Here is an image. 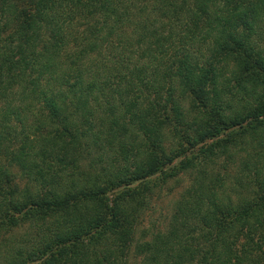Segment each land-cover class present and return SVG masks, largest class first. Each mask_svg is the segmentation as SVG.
<instances>
[{"label":"trees","instance_id":"obj_1","mask_svg":"<svg viewBox=\"0 0 264 264\" xmlns=\"http://www.w3.org/2000/svg\"><path fill=\"white\" fill-rule=\"evenodd\" d=\"M0 264H264V0H0Z\"/></svg>","mask_w":264,"mask_h":264},{"label":"rangeland","instance_id":"obj_2","mask_svg":"<svg viewBox=\"0 0 264 264\" xmlns=\"http://www.w3.org/2000/svg\"><path fill=\"white\" fill-rule=\"evenodd\" d=\"M187 107L185 105L182 108ZM185 110V109H184ZM189 183V177L187 173H179L174 178H168L166 181L158 182V185L153 191L151 197L149 209L145 212L141 218V224L137 236L139 237V231H145L151 233L158 228H163L170 216L171 207L177 199L180 191ZM25 228L17 231L22 233Z\"/></svg>","mask_w":264,"mask_h":264}]
</instances>
